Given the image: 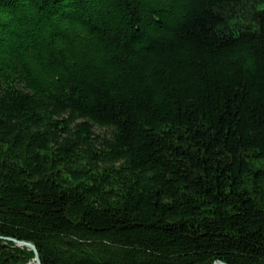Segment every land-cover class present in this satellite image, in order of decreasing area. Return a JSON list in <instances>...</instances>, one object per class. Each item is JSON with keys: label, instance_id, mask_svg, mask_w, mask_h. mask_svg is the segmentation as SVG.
Segmentation results:
<instances>
[{"label": "trees", "instance_id": "1", "mask_svg": "<svg viewBox=\"0 0 264 264\" xmlns=\"http://www.w3.org/2000/svg\"><path fill=\"white\" fill-rule=\"evenodd\" d=\"M264 0H0V264H264Z\"/></svg>", "mask_w": 264, "mask_h": 264}, {"label": "water", "instance_id": "2", "mask_svg": "<svg viewBox=\"0 0 264 264\" xmlns=\"http://www.w3.org/2000/svg\"><path fill=\"white\" fill-rule=\"evenodd\" d=\"M10 240L14 241L15 243H17L20 246H25V247L32 249L35 252V263L36 264H42L39 252L33 243L27 242V241H21V240H17V239H10ZM215 264H227V263L222 262V261H217Z\"/></svg>", "mask_w": 264, "mask_h": 264}, {"label": "rangeland", "instance_id": "3", "mask_svg": "<svg viewBox=\"0 0 264 264\" xmlns=\"http://www.w3.org/2000/svg\"><path fill=\"white\" fill-rule=\"evenodd\" d=\"M259 8H260V9H264V3H261V4L259 5Z\"/></svg>", "mask_w": 264, "mask_h": 264}]
</instances>
